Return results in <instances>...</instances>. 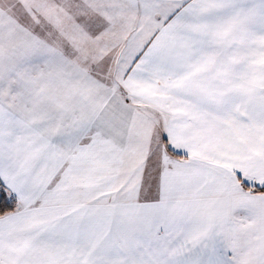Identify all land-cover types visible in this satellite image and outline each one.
<instances>
[{"label":"snow or ice","instance_id":"snow-or-ice-1","mask_svg":"<svg viewBox=\"0 0 264 264\" xmlns=\"http://www.w3.org/2000/svg\"><path fill=\"white\" fill-rule=\"evenodd\" d=\"M0 264H264V0H0Z\"/></svg>","mask_w":264,"mask_h":264}]
</instances>
